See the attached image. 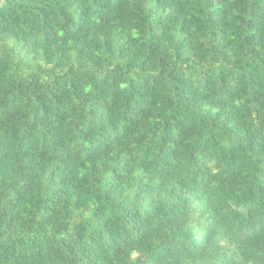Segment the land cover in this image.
Returning a JSON list of instances; mask_svg holds the SVG:
<instances>
[{
  "label": "trees",
  "instance_id": "obj_1",
  "mask_svg": "<svg viewBox=\"0 0 264 264\" xmlns=\"http://www.w3.org/2000/svg\"><path fill=\"white\" fill-rule=\"evenodd\" d=\"M0 264H264V0H0Z\"/></svg>",
  "mask_w": 264,
  "mask_h": 264
}]
</instances>
